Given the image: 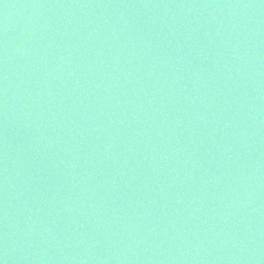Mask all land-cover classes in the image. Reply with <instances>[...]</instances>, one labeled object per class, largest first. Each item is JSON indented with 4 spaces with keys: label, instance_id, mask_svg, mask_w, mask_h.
I'll use <instances>...</instances> for the list:
<instances>
[{
    "label": "water",
    "instance_id": "obj_1",
    "mask_svg": "<svg viewBox=\"0 0 264 264\" xmlns=\"http://www.w3.org/2000/svg\"><path fill=\"white\" fill-rule=\"evenodd\" d=\"M0 264H264V0H0Z\"/></svg>",
    "mask_w": 264,
    "mask_h": 264
}]
</instances>
